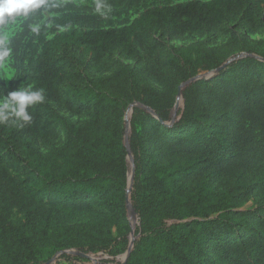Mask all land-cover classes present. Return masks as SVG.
Returning <instances> with one entry per match:
<instances>
[{
  "label": "trees",
  "instance_id": "1",
  "mask_svg": "<svg viewBox=\"0 0 264 264\" xmlns=\"http://www.w3.org/2000/svg\"><path fill=\"white\" fill-rule=\"evenodd\" d=\"M147 1L102 0L101 16L55 0L8 29L10 61L44 101L30 123H0V264L128 252L134 103L127 264H264V0H165L108 25ZM232 59L174 115L182 84Z\"/></svg>",
  "mask_w": 264,
  "mask_h": 264
},
{
  "label": "clouds",
  "instance_id": "2",
  "mask_svg": "<svg viewBox=\"0 0 264 264\" xmlns=\"http://www.w3.org/2000/svg\"><path fill=\"white\" fill-rule=\"evenodd\" d=\"M62 7L55 0H0V30L4 35L0 37V69L4 70L8 80L14 76L9 70L12 49L9 44V32L12 25L20 20H27L37 12L41 14L51 13L52 9ZM111 9L102 2L95 0V11L101 16L107 14ZM32 33L40 31L39 25H29ZM0 89V123L28 124L32 120L28 109L44 101L43 90H31V88L20 87L17 90L7 91Z\"/></svg>",
  "mask_w": 264,
  "mask_h": 264
},
{
  "label": "rangeland",
  "instance_id": "3",
  "mask_svg": "<svg viewBox=\"0 0 264 264\" xmlns=\"http://www.w3.org/2000/svg\"><path fill=\"white\" fill-rule=\"evenodd\" d=\"M61 2H75L78 5H84V6H92L95 4V0H59ZM165 0H150L145 2V6H140L138 8L132 9V10H126L122 16H115L112 17L110 20V23L108 25H113V26H122L124 24L131 23L134 19H136L144 10L147 8L157 6V5H162ZM174 3H179V2H185L189 0H172ZM52 17L49 14H46V19H49ZM18 30V27H13L8 32L10 33L8 36V39L16 33ZM52 34L48 35V38H51ZM156 38H159V35L156 36ZM199 40L198 38H192V37H187L181 41H175L172 44L181 46L184 44H191L195 41ZM115 59H120L119 55H115ZM9 70L14 73V76L11 78V80H8L6 77V74L4 70H0V83L6 91L3 93V95H7V91H12V90H17L20 87L24 88H29L31 87V82L30 78L23 79L20 74L17 73L16 69L13 67V62L10 61L9 64ZM80 70H83L82 67H80ZM2 98V97H0ZM132 131V129H131ZM253 206V203H250L247 208H250ZM139 224L137 223V227ZM130 242V240H129ZM57 255V254H56ZM55 254L52 256L53 258L56 256ZM124 255V254H123ZM123 255H120L117 258H113L107 253L101 252L98 254H90L91 258L90 259H84V260H74V261H66L59 257L54 264H123L124 259L122 258ZM51 256H48L49 258H52ZM45 264V263H44Z\"/></svg>",
  "mask_w": 264,
  "mask_h": 264
},
{
  "label": "water",
  "instance_id": "4",
  "mask_svg": "<svg viewBox=\"0 0 264 264\" xmlns=\"http://www.w3.org/2000/svg\"><path fill=\"white\" fill-rule=\"evenodd\" d=\"M233 61L230 60L229 62L225 63L222 67H220L219 69H217L216 71L207 73V74H201L197 77H194L193 79L185 82L184 84L181 85L180 89H179V94H178V102L175 106L174 109V115L177 114L179 108L183 105V95H182V91L185 87H187L188 85L192 84V83H196L200 80H209L212 79L217 73H219L221 70H223L224 68H226L231 62ZM140 106L137 103H134L133 105H131L126 113V136H125V145L127 147L128 150V165H129V182H128V188H127V207H128V213H129V218H130V224L132 227V231L130 234V246H129V250L126 254H124L122 256V258L124 259V263L123 264H127L128 259L134 249L135 243H136V229H137V225H134L133 221L137 220L138 224L140 226V222H139V218H138V214L136 212V210L133 207L132 204V190H133V185L135 182V178H136V161H135V157L131 151V144H130V137L132 134V126H131V120L134 114V108ZM147 110L152 113L153 115H156L155 112L153 110H151L150 108H147ZM64 254H69V255H75V256H80L86 259H90L91 256L90 254H83V253H79L75 250H68V251H62L60 253H58L54 258H52L48 263L46 264H54L56 262V260L61 257Z\"/></svg>",
  "mask_w": 264,
  "mask_h": 264
}]
</instances>
